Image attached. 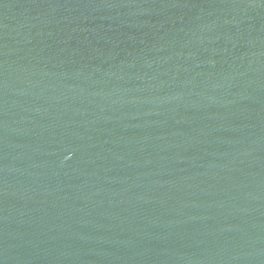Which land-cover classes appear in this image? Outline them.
Listing matches in <instances>:
<instances>
[{
    "label": "water",
    "instance_id": "water-1",
    "mask_svg": "<svg viewBox=\"0 0 264 264\" xmlns=\"http://www.w3.org/2000/svg\"><path fill=\"white\" fill-rule=\"evenodd\" d=\"M0 264H264V0H0Z\"/></svg>",
    "mask_w": 264,
    "mask_h": 264
}]
</instances>
